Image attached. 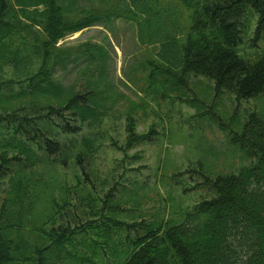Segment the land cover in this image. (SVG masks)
Here are the masks:
<instances>
[{
	"label": "rangeland",
	"instance_id": "374dc122",
	"mask_svg": "<svg viewBox=\"0 0 264 264\" xmlns=\"http://www.w3.org/2000/svg\"><path fill=\"white\" fill-rule=\"evenodd\" d=\"M57 1L69 15L81 16L76 19L95 20L57 38L55 44L64 47V56H55L53 79L59 82L61 91H82L80 87L85 86L86 80L81 69L86 61L80 47L85 41L94 42L101 49L92 60L100 77L93 98L111 81L112 87L99 96L101 105L111 106L101 131L93 135L94 163L85 166L89 174L78 167L55 171L52 160L45 161L49 164H45L41 176V167L34 171L33 177L40 176L34 201L29 205L25 200L23 210L14 217L33 242L29 249L32 255L16 262L37 264L34 245H46L40 250L43 264H120L132 250L129 236L145 231L134 224L144 220L164 225L165 221L182 220L195 203L215 194L207 177L236 172L242 165L257 160L255 154L232 139L241 133L243 122L252 113L264 119V93L237 97L226 87L217 88L213 78L193 72L170 78L159 60L153 62L157 68L148 75V68L142 64L155 56L158 45L141 44L131 18L108 13V0ZM43 8L44 4L38 3L26 10L18 8L17 12L23 11L30 19ZM242 13L235 49L248 58L264 50V23L259 22L258 13L250 4L244 6ZM20 18L6 37L9 42L0 47V143L4 142L3 136L10 139L14 134L33 147L34 140L41 143L43 132L54 137L47 129L53 130L63 120L54 111L46 115L45 110H39L37 113L43 116L28 121L36 125L35 130L23 118L37 115L27 100L34 90L32 85L27 86L25 77L37 71L42 62L41 42L45 34L39 23L27 26L26 18ZM38 50L40 53L36 54ZM102 77L107 81H101ZM34 93L38 98L44 94L38 88ZM5 99L11 101L5 105ZM51 100L55 98L51 96ZM10 103L18 106L14 115L7 114L13 111ZM129 113L133 115V130L147 136L125 146ZM19 121L23 124L16 131ZM32 135L35 139L30 138ZM34 147L44 161L42 146ZM6 152L10 157L17 153L12 149ZM31 159L22 154L19 160L12 157L1 165L0 206L7 195L11 168ZM29 168L30 164L25 167ZM75 171L82 180L79 186L75 185ZM64 175L69 187L53 184L54 177ZM105 237L111 241L113 252L102 246Z\"/></svg>",
	"mask_w": 264,
	"mask_h": 264
},
{
	"label": "trees",
	"instance_id": "16d2710c",
	"mask_svg": "<svg viewBox=\"0 0 264 264\" xmlns=\"http://www.w3.org/2000/svg\"><path fill=\"white\" fill-rule=\"evenodd\" d=\"M108 1V13L113 11L135 22L136 36L141 44L158 45L155 56L142 64L145 69L148 68V75H152L157 68L158 64L153 62L159 60L162 70L170 78L186 77L193 72L213 78L217 88L226 87L237 97L264 93V50L247 58L235 49L240 32L239 16L243 14L244 6L250 4L258 13L259 22L264 23V0ZM38 3H43L44 8L30 19L23 11L17 12L18 8L26 10ZM93 10L96 12L97 8ZM20 15L26 18L27 26L39 23L45 34L41 42L42 62L37 71H31L25 77L27 86L32 85L34 91L38 88L44 93L41 98L34 91L31 93L32 97L27 98L30 109L33 113L45 110L46 115L54 111L62 115L63 122H57L53 130L47 129L54 137L43 135V132L41 143L34 140L33 147L14 134L10 139L3 136L0 167L12 157L19 160L22 154L32 159L17 168L12 167L13 172L8 177L7 195L0 206V264H17L18 260H26L32 255L29 249L33 242L14 217L18 216L19 210H23L25 200L29 205L34 201L33 192L43 167L49 164L45 161L52 160L55 171L67 172L69 167H78L81 172L89 174L85 166L94 163L93 135L101 131L105 114L111 106L101 105L99 99L105 90L112 87L111 81L101 87L98 96L93 98L100 77L97 64L92 60L101 49L94 42L85 41L80 47L86 61L81 69L86 80L85 86L80 87L82 91H61L59 82L52 77L55 56H64V47L55 44L57 38L79 30L95 19H76L81 16L69 15L57 0H0V47L9 42L6 37L14 24L22 20ZM39 53L40 50L36 51V54ZM101 81L106 82L107 78L102 77ZM51 96L55 100H51ZM6 101L8 104L11 100L5 99L4 103ZM14 105L10 103L13 111L7 114H15L18 106ZM42 116L37 113L36 117L29 114L23 118L28 122ZM133 123V115L129 113L125 146L147 136L133 130ZM22 124L19 121L14 129L17 131ZM26 124L36 130L33 122ZM82 124L86 127L83 128ZM33 136L30 138L35 139ZM232 140L242 148L246 147L248 153L255 154L257 160L253 164L242 165L236 172H218L213 178L207 177L205 180L211 183L215 194L195 203L193 208L185 211L182 220L173 223L165 221L164 225H155L153 221L145 223L144 220L135 222V226L144 227L145 231L129 236L132 250L120 264H264V119L252 113L243 122L241 133L235 134ZM112 143L116 144L115 141ZM34 144L38 149L42 146L44 161L39 158L41 152L36 151ZM8 149L17 153L10 157L6 152ZM39 161L40 164H37ZM28 164L30 168L26 170ZM38 167H41L40 176L33 177ZM74 176L75 185L79 186L82 180L77 171ZM66 182L64 175L54 177L53 184L69 187ZM101 242L107 250L114 251L107 237ZM43 248L46 249V245ZM43 248L34 245L37 264H43L40 252Z\"/></svg>",
	"mask_w": 264,
	"mask_h": 264
}]
</instances>
